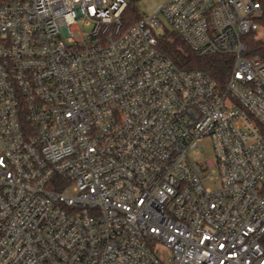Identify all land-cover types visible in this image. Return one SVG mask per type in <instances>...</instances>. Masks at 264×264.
I'll return each instance as SVG.
<instances>
[{
	"label": "built area",
	"instance_id": "built-area-1",
	"mask_svg": "<svg viewBox=\"0 0 264 264\" xmlns=\"http://www.w3.org/2000/svg\"><path fill=\"white\" fill-rule=\"evenodd\" d=\"M129 3L0 0V264H264V0Z\"/></svg>",
	"mask_w": 264,
	"mask_h": 264
},
{
	"label": "trees",
	"instance_id": "trees-1",
	"mask_svg": "<svg viewBox=\"0 0 264 264\" xmlns=\"http://www.w3.org/2000/svg\"><path fill=\"white\" fill-rule=\"evenodd\" d=\"M126 22L132 23L141 15L137 9L135 0L130 3L125 11ZM158 47L169 56L181 69H200L208 73L218 84H224L230 72L231 60L226 54L198 55L184 38L175 30L165 29L158 33ZM254 54H259L264 59V40H253Z\"/></svg>",
	"mask_w": 264,
	"mask_h": 264
},
{
	"label": "rangeland",
	"instance_id": "rangeland-1",
	"mask_svg": "<svg viewBox=\"0 0 264 264\" xmlns=\"http://www.w3.org/2000/svg\"><path fill=\"white\" fill-rule=\"evenodd\" d=\"M166 0H135L137 9L142 17H148L154 13V11L157 9V7L161 4H163ZM162 22L165 24V27H160L157 29V31L160 33L164 31L165 29L173 30L171 25L167 22V20L159 15ZM263 38H264V31L262 32ZM206 156L211 155V151L207 150L205 152Z\"/></svg>",
	"mask_w": 264,
	"mask_h": 264
}]
</instances>
